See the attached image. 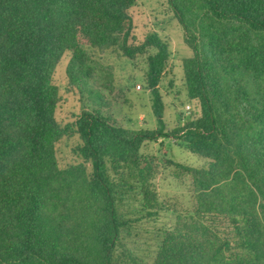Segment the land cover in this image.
<instances>
[{
  "label": "trees",
  "instance_id": "trees-1",
  "mask_svg": "<svg viewBox=\"0 0 264 264\" xmlns=\"http://www.w3.org/2000/svg\"><path fill=\"white\" fill-rule=\"evenodd\" d=\"M136 4L0 0V264H124V236L163 209L158 164L142 146L168 138L211 163L180 166L195 208L165 232L152 264H264V0H168L193 51L182 67L200 109L172 132L159 90L169 45L156 33L129 44ZM86 47L147 54L156 129H126L98 111L59 123L56 69L71 53L69 82L83 96ZM73 135L82 162L61 168L57 147Z\"/></svg>",
  "mask_w": 264,
  "mask_h": 264
},
{
  "label": "rangeland",
  "instance_id": "rangeland-1",
  "mask_svg": "<svg viewBox=\"0 0 264 264\" xmlns=\"http://www.w3.org/2000/svg\"><path fill=\"white\" fill-rule=\"evenodd\" d=\"M131 15L133 31L130 45L141 44L152 33L169 45L170 56L159 90L165 105L167 131L172 132L200 116L198 104L188 99L182 67L183 60L192 57L193 51L184 41L182 28L168 0H137ZM84 50L90 87L83 96L69 82L67 68L71 53L64 56L56 69L54 83L61 97L56 111L59 123L63 127H71L83 111H98L111 123L126 129H156L152 96L146 81L147 54L132 60L125 57L119 48L101 51L86 47ZM154 52L149 50V53ZM90 90L94 94L91 95ZM100 98L102 102H99ZM79 143V137L73 135L58 145L57 157L61 168L82 162L77 152ZM141 155L156 158L158 174L154 184L163 209L157 216L137 224L129 235L124 236L119 249L129 256L124 264H152L165 232L174 228L177 217L193 213L192 179L181 173L180 166L208 168L211 163V160L193 154L186 144L174 138L144 143ZM216 220V224L221 223L224 228L226 220L223 217Z\"/></svg>",
  "mask_w": 264,
  "mask_h": 264
},
{
  "label": "built area",
  "instance_id": "built-area-1",
  "mask_svg": "<svg viewBox=\"0 0 264 264\" xmlns=\"http://www.w3.org/2000/svg\"><path fill=\"white\" fill-rule=\"evenodd\" d=\"M187 109H188V110L190 109L189 106L187 107Z\"/></svg>",
  "mask_w": 264,
  "mask_h": 264
}]
</instances>
